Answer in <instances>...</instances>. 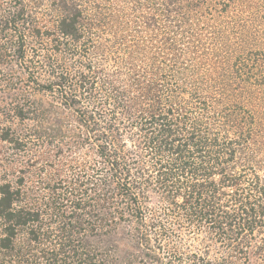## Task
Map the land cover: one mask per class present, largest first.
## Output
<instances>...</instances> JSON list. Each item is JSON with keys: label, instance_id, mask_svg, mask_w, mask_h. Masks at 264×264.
Wrapping results in <instances>:
<instances>
[{"label": "trees", "instance_id": "trees-1", "mask_svg": "<svg viewBox=\"0 0 264 264\" xmlns=\"http://www.w3.org/2000/svg\"><path fill=\"white\" fill-rule=\"evenodd\" d=\"M0 140V264H264V0H0Z\"/></svg>", "mask_w": 264, "mask_h": 264}, {"label": "rangeland", "instance_id": "rangeland-1", "mask_svg": "<svg viewBox=\"0 0 264 264\" xmlns=\"http://www.w3.org/2000/svg\"><path fill=\"white\" fill-rule=\"evenodd\" d=\"M23 157L22 153H19L17 150L12 148L11 144L0 140V177L5 175V169H8V177L14 179V176L17 174V170L20 167V161ZM119 253H122L127 247L120 240L117 243Z\"/></svg>", "mask_w": 264, "mask_h": 264}]
</instances>
